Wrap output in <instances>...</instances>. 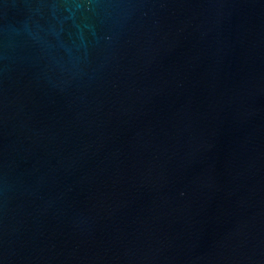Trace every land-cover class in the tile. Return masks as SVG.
<instances>
[{"label": "water", "instance_id": "95a60500", "mask_svg": "<svg viewBox=\"0 0 264 264\" xmlns=\"http://www.w3.org/2000/svg\"><path fill=\"white\" fill-rule=\"evenodd\" d=\"M0 264H264V0H0Z\"/></svg>", "mask_w": 264, "mask_h": 264}]
</instances>
